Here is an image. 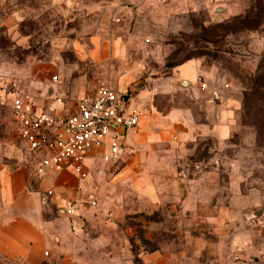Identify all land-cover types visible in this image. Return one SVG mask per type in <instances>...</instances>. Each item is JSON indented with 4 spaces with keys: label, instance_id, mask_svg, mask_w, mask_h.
Returning a JSON list of instances; mask_svg holds the SVG:
<instances>
[{
    "label": "rangeland",
    "instance_id": "1",
    "mask_svg": "<svg viewBox=\"0 0 264 264\" xmlns=\"http://www.w3.org/2000/svg\"><path fill=\"white\" fill-rule=\"evenodd\" d=\"M186 59L226 81L210 124L130 152L131 176L87 175L95 206L45 264H264V0H0V143L14 156L27 153L13 94L132 96Z\"/></svg>",
    "mask_w": 264,
    "mask_h": 264
},
{
    "label": "crops",
    "instance_id": "2",
    "mask_svg": "<svg viewBox=\"0 0 264 264\" xmlns=\"http://www.w3.org/2000/svg\"><path fill=\"white\" fill-rule=\"evenodd\" d=\"M225 84L213 72L201 71L199 63L192 59L135 95L116 92L126 108L137 111L138 125L125 135L122 159L115 166L101 161L102 150L90 153L84 161L87 175L96 170L109 180L119 166L115 177L131 176L140 158L127 155L130 152L180 142L197 128L209 125L210 95L219 93ZM81 98L62 100L56 107L36 101L59 115L72 111ZM26 153V158L14 156L9 147L4 149L0 143V264H45L58 251L62 253L64 241L72 229H77L72 227L75 217L93 208L85 199L93 197L87 193L89 179L79 180L69 170H39L41 155L32 160L27 150ZM80 203L83 206L74 215L66 214L69 205Z\"/></svg>",
    "mask_w": 264,
    "mask_h": 264
},
{
    "label": "built area",
    "instance_id": "3",
    "mask_svg": "<svg viewBox=\"0 0 264 264\" xmlns=\"http://www.w3.org/2000/svg\"><path fill=\"white\" fill-rule=\"evenodd\" d=\"M36 99L24 94H13L11 99L13 121L25 149L32 160L41 155L39 170H69L82 181L87 178V156L102 150L101 161L115 166L122 159L125 135L138 125L137 111L126 108L120 95L106 83H100L90 96L78 100L74 109L65 114H55V110L40 106ZM88 201L91 207L95 206L94 201ZM82 206L69 205L65 212L72 216Z\"/></svg>",
    "mask_w": 264,
    "mask_h": 264
},
{
    "label": "trees",
    "instance_id": "4",
    "mask_svg": "<svg viewBox=\"0 0 264 264\" xmlns=\"http://www.w3.org/2000/svg\"><path fill=\"white\" fill-rule=\"evenodd\" d=\"M188 60H190V59H186L184 62H186ZM184 62H182V63H184ZM182 63H178L177 65H175V67L181 65Z\"/></svg>",
    "mask_w": 264,
    "mask_h": 264
}]
</instances>
